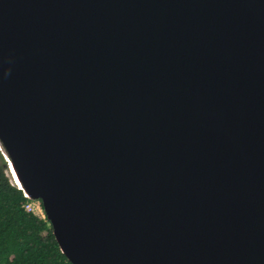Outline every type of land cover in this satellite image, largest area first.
Segmentation results:
<instances>
[{
  "label": "water",
  "instance_id": "1",
  "mask_svg": "<svg viewBox=\"0 0 264 264\" xmlns=\"http://www.w3.org/2000/svg\"><path fill=\"white\" fill-rule=\"evenodd\" d=\"M0 144L72 264H264V0H0Z\"/></svg>",
  "mask_w": 264,
  "mask_h": 264
},
{
  "label": "trees",
  "instance_id": "2",
  "mask_svg": "<svg viewBox=\"0 0 264 264\" xmlns=\"http://www.w3.org/2000/svg\"><path fill=\"white\" fill-rule=\"evenodd\" d=\"M30 201L13 181L0 144V264H72L46 214L41 217L26 209Z\"/></svg>",
  "mask_w": 264,
  "mask_h": 264
},
{
  "label": "rangeland",
  "instance_id": "3",
  "mask_svg": "<svg viewBox=\"0 0 264 264\" xmlns=\"http://www.w3.org/2000/svg\"><path fill=\"white\" fill-rule=\"evenodd\" d=\"M31 202H33V208L35 209L36 213L41 216V217H44L45 215V211L42 209V206H41V202L40 201H34L32 200Z\"/></svg>",
  "mask_w": 264,
  "mask_h": 264
},
{
  "label": "built area",
  "instance_id": "4",
  "mask_svg": "<svg viewBox=\"0 0 264 264\" xmlns=\"http://www.w3.org/2000/svg\"><path fill=\"white\" fill-rule=\"evenodd\" d=\"M33 202H29L28 204H27V206H26V209L28 210V211H30V212H32V213H35V214H37L36 213V211H35V209L33 208ZM38 215V214H37Z\"/></svg>",
  "mask_w": 264,
  "mask_h": 264
},
{
  "label": "bare ground",
  "instance_id": "5",
  "mask_svg": "<svg viewBox=\"0 0 264 264\" xmlns=\"http://www.w3.org/2000/svg\"><path fill=\"white\" fill-rule=\"evenodd\" d=\"M11 170H12V172H13L14 176H15V173H14V171H13V169H12V168H11ZM15 180H16L17 184H19V181H18V179L16 178V176H15Z\"/></svg>",
  "mask_w": 264,
  "mask_h": 264
}]
</instances>
